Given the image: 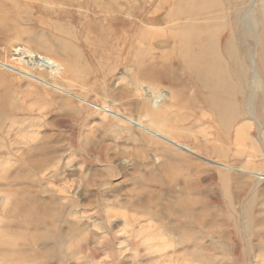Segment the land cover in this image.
Wrapping results in <instances>:
<instances>
[{
  "label": "rangeland",
  "instance_id": "rangeland-1",
  "mask_svg": "<svg viewBox=\"0 0 264 264\" xmlns=\"http://www.w3.org/2000/svg\"><path fill=\"white\" fill-rule=\"evenodd\" d=\"M171 1L0 0V264H235L238 256L240 264H264V181L213 164L264 173V139L245 112L252 92L250 79H244L257 61L264 84V44L255 34L264 32V0H187L195 18L216 22L200 28L218 45L224 67L231 63L225 69L233 84L220 95L193 89L180 64L167 63L175 57L172 45L140 42L142 32L171 34L159 21ZM236 2L239 14L232 7ZM96 25L139 42L108 46L105 37L95 38ZM231 44L237 45L234 64L240 67L234 69L242 80L228 58ZM142 52L148 73L157 63L172 66L180 86L141 75ZM193 92L200 99L188 105ZM221 99L224 110L217 112ZM263 99L257 94L255 108L264 127ZM151 111L163 112L164 120H155ZM176 132L182 135L172 141L190 154L169 147ZM173 156L180 157L176 166ZM222 171L239 177L223 182ZM167 172L189 176V197L203 200L196 211L210 212L201 231L178 216ZM233 194L239 196L234 205L250 216L237 218L228 200L223 204Z\"/></svg>",
  "mask_w": 264,
  "mask_h": 264
},
{
  "label": "bare ground",
  "instance_id": "bare-ground-1",
  "mask_svg": "<svg viewBox=\"0 0 264 264\" xmlns=\"http://www.w3.org/2000/svg\"><path fill=\"white\" fill-rule=\"evenodd\" d=\"M198 1V0H197ZM203 1V0H202ZM205 1H207V0H205ZM242 0H240V2H241ZM250 1V0H249ZM255 1V0H254ZM168 2V1H167ZM186 2H187V0H172L171 2H170V7H169V5H168V7L169 8H167L168 9V12L166 13V18H163V19H160L159 21H161V23H163V24H167V27H168V25L170 26V33L171 34H169V36L167 37L166 35V37H164V35H163V37H162V34H156V36H152L153 35V33L151 32V33H140V37H139V40H140V42L142 43V42H148L149 43V46L150 47H153L154 45H156L157 43L158 44H167V47H170V45H172L171 47H172V50H174V55H175V57L172 59V60H169V61H167V63L168 64H171L173 61H175V63L177 64H180V66H181V69H182V71L181 72H183V73H185L186 75H187V77H188V81H189V84L193 87V89H195V88H197L198 90H202L203 92L204 91H209V93L210 94H214V93H219V95H220V93H222V94H224V93H228L229 92V90L231 89V83H232V80L229 78L230 76L227 74V72H229V71H227L225 68L228 66V65H230V64H225V65H227L226 67H224V65H223V62H222V59H223V61H224V58L222 57V56H220V52H219V48H218V45H216V44H214L213 42H214V40H213V38H212V36H208V34H204L203 33V31L205 30L204 28L203 29H201L200 27H202V26H208V28H210L209 26H211V27H213L215 24H213V23H216V22H213V23H211L210 22V20L208 19V20H205V18L204 19H202V20H200V19H198V18H195V15H192V14H190V12H191V10L193 9V7L194 6H190L189 4L191 3L189 0H188V2H190L189 4H188V2H187V4H186ZM231 2V1H230ZM207 3V2H206ZM221 3V2H220ZM246 3V2H245ZM192 4H194L195 5V3L193 2ZM209 4H211V2L209 3ZM208 4V5H209ZM222 4V3H221ZM254 2L253 3H249L248 4V8H251L252 6L254 7ZM208 5H206V7H208ZM214 5V4H213ZM223 5V4H222ZM244 5V4H243ZM205 6V5H204ZM251 6V7H250ZM205 7V8H206ZM214 7V6H213ZM219 7H222V6H219ZM219 7H218V9H219ZM233 7V10H234V12H237L238 14L240 13V11H241V7H240V4H238L237 2H236V5H233L232 6ZM244 7V6H243ZM201 8V7H200ZM259 8V7H258ZM261 8V7H260ZM95 9H97L96 11L97 12H99V13H101L102 12V10L96 5L95 6ZM202 9H204V8H202ZM208 9V8H207ZM225 9V8H224ZM224 9H223V11H224ZM229 9V8H228ZM232 9V8H231ZM213 11H214V9H212ZM246 10V9H245ZM207 11V13H208V11L209 10H205V12ZM212 11V12H213ZM215 11H216V8H215ZM214 11V12H215ZM218 11H220V10H217L216 12H218ZM221 11H222V8H221ZM262 11H263V9H262ZM194 12V11H193ZM196 12V11H195ZM201 12V11H200ZM244 12V11H243ZM204 13V12H203ZM264 13V12H263ZM209 14H211V13H209ZM261 14V13H260ZM190 15V17H188ZM192 15V16H191ZM197 15H199V14H197ZM196 15V16H197ZM219 15V14H218ZM223 15V14H222ZM13 15H11L10 17H12ZM225 16V15H224ZM251 16V15H250ZM191 17H193V18H191ZM212 17V16H211ZM213 17H214V15H213ZM219 17V16H218ZM220 17H222V16H220ZM238 17H239V15H238ZM253 17V16H252ZM251 17V18H252ZM260 17V16H259ZM263 17H264V15H263ZM1 18V17H0ZM4 18V17H3ZM2 18V19H3ZM14 18V17H13ZM234 18V17H233ZM10 19V18H9ZM207 19V18H206ZM211 19V18H210ZM215 19V18H214ZM216 19H217V17H216ZM228 19V18H227ZM11 20V19H10ZM218 20H221V18L219 19L218 18ZM238 20V23H239V25L241 26V24H240V22H239V18L237 19ZM253 20H255L256 21V19H253ZM264 20V19H263ZM2 21H5L4 19L2 20ZM107 21L108 22H110L108 19H107ZM6 22V21H5ZM4 22V23H5ZM45 22H47V21H45ZM222 22V21H221ZM226 22V21H225ZM210 23H211V25H210ZM221 24L220 23V21H218L217 22V24ZM228 23V22H227ZM250 23V22H249ZM254 23V22H253ZM154 24V23H153ZM217 24H216V26H217ZM223 25H224V23H223ZM228 25H229V23H228ZM227 25V26H228ZM255 25H256V23H255ZM97 27H96V29H95V31H93V33H94V36H95V38H97V39H99V38H101V37H105V39L104 40H106V41H102L104 44H106V45H110V43L112 44L115 40H117V42H120V44L121 45H126L127 44V42H131L130 43V47H136L137 46V44H136V42H139V41H136L137 39H138V37H128V38H125L124 36H125V34L122 36V37H118V35L117 34H115V33H111V32H108V30H106V29H104V28H100V25H96ZM219 26V25H218ZM222 25H220V27H221ZM225 26V25H224ZM264 26V25H263ZM54 27V26H53ZM229 27V26H228ZM232 27H234L233 25H232ZM259 27V26H258ZM56 28V27H55ZM171 28H172V31L174 30L175 32H173V34H172V31H171ZM207 28V27H206ZM92 29V28H91ZM239 29H240V27H239ZM263 29H264V27H263ZM210 30V29H209ZM222 29H220V31H221ZM5 31V30H4ZM212 31V30H211ZM262 31H264V30H262ZM145 32V31H144ZM146 32H148V31H146ZM218 32V31H217ZM217 32H215V34L217 33ZM231 32V35H232V30L230 31ZM244 32V31H243ZM260 32V31H259ZM90 33H92V31L90 32ZM211 33V32H210ZM233 33H234V31H233ZM256 34V40H257V42H260V44L262 43V44H264V32H261L260 33V37H258V31L255 33ZM254 34V35H255ZM209 35H211V34H209ZM212 35H213V33H212ZM87 36V35H86ZM85 36V37H86ZM93 36V35H92ZM153 37V38H152ZM234 37V36H233ZM250 37V36H249ZM92 38V37H91ZM217 38V37H216ZM242 38V37H241ZM254 38V37H253ZM85 39V38H84ZM92 41H93V39H91ZM100 40V39H99ZM217 40V39H216ZM234 40V39H233ZM240 40H242V39H240ZM224 41H225V38H224ZM95 42V41H94ZM254 42V41H253ZM223 43V42H222ZM231 43H234L233 41H231ZM86 44V43H85ZM96 44V43H95ZM98 44V43H97ZM228 44H230V43H228ZM195 46V47H192V46ZM128 46V45H127ZM231 46L233 47L234 45H232L231 44ZM235 46H237V45H235ZM234 46V47H235ZM241 46V45H240ZM100 47V46H99ZM104 47H106V46H104ZM232 48V49H230L231 50V54H230V52H228V51H226V52H228L227 54L229 55V59L231 58V62H232V65H233V68H232V71L234 72V70L236 69V68H238V67H240L238 64H234V57H235V60H236V55L234 56L233 55V51H234V53L236 54V52H235V48ZM101 48H103V47H101ZM195 49V51H194V49ZM98 49V48H97ZM97 49H96V52H97ZM105 49V48H104ZM169 49V48H168ZM171 49V48H170ZM225 49V48H224ZM91 50V49H90ZM95 49H93L92 51H94ZM172 50H171V52H172ZM227 50H228V47H227ZM15 51V50H14ZM104 52H105V50H104ZM103 52V53H104ZM93 53V52H92ZM95 53V52H94ZM99 53H101V51L99 50ZM99 53H98V56H99ZM106 53H107V51H106ZM97 54V53H96ZM238 54V53H237ZM103 55V54H102ZM106 55H108V54H106ZM226 55V54H225ZM258 56V55H257ZM100 57V56H99ZM222 58V59H221ZM138 59H139V66H140V69H141V75H146V76H149L150 78H158V79H162V78H168L169 79V81H170V83L171 84H173V85H179L180 84V81H179V79L174 75V73H173V70L171 69L172 68V66H165L164 64H162V63H157V64H155L154 65V67H153V70L150 72V73H148L147 72V70H145V66H147L148 64H147V58H146V56H145V54H144V52H142V53H139V55H138ZM240 60V59H239ZM228 61V60H227ZM129 62V61H128ZM229 62V61H228ZM238 63V62H237ZM256 63V64H255ZM255 64V65H254ZM237 67H236V66ZM231 66V65H230ZM234 66H235V69H234ZM229 67V66H228ZM230 68V67H229ZM247 68V67H246ZM231 69V68H230ZM250 69V71H247L248 73H249V76L248 77H246V78H244V76H243V78L244 79H247V78H249L250 80H249V84L248 85H250V90H251V96L250 97H248V101H247V104H246V111L245 112H247V114L251 117V119L252 120H254L255 121V123L258 125V129H259V134L261 133V135H262V139H264V127H263V125H262V121H261V117L260 116H258L257 115V113H256V108H255V98H256V96H257V94H262L263 96H264V84H263V80H262V78L260 77V74H259V72H258V70H257V61H255L253 64H252V66H250V67H248V69H246V70H249ZM252 70V71H251ZM262 70V69H261ZM231 72V71H230ZM239 71H238V69L237 70H235V74H236V76H238L237 77V79L239 80H242V78H240V72L238 73ZM246 71H244V73H247ZM234 73H233V75H234ZM243 73V74H244ZM248 73H247V75H248ZM263 73V72H262ZM241 74H242V72H241ZM264 75V74H263ZM233 78V77H232ZM234 81H235V79H233ZM240 82V81H239ZM233 84V83H232ZM240 85V84H239ZM180 86V85H179ZM238 86V85H237ZM236 87V86H235ZM241 88V87H240ZM239 88V89H240ZM246 88V87H245ZM192 89V88H191ZM238 89V88H237ZM236 90V89H235ZM235 90H233V92H235ZM148 90H145V92H147ZM192 91H196V90H192ZM259 91H261V92H259ZM241 92V91H240ZM259 92V93H258ZM194 93H196L197 95H195V97L194 96H192V93H191V98H190V100L188 101V105H193V103H194V101H195V99H197V98H199L198 97V95H199V93H197V92H193V95H194ZM238 93H239V91H238ZM237 93V94H238ZM242 93V92H241ZM248 93H250V92H248ZM181 94V93H180ZM180 94H178V93H176V94H174V96L175 97H177V98H180ZM205 94H207V93H205ZM163 95V94H162ZM202 95V94H201ZM217 95V94H216ZM235 95H236V93H235ZM234 95V96H235ZM240 95V94H239ZM246 95H248V94H246ZM159 96H161L160 94H159ZM200 96V95H199ZM205 96H207V95H205ZM209 96H211V99H212V96L213 95H209ZM222 96V95H221ZM234 96H231L232 98L231 99H234L235 100V97ZM241 96L242 95H240V97H238L239 99L241 98ZM170 97V96H169ZM219 97V96H218ZM225 97H227V98H229V96H225ZM234 97V98H233ZM188 98V97H187ZM214 98V97H213ZM221 98V97H220ZM237 98V99H238ZM200 99V98H199ZM225 99V98H224ZM223 99V100H224ZM179 100V99H178ZM202 100V99H201ZM201 100H200V102H201ZM206 100V99H205ZM212 100H214V99H212ZM216 100V99H215ZM227 100V99H226ZM241 100H242V98H241ZM241 100H240V102H241ZM155 101V100H154ZM197 101V100H196ZM195 101V102H196ZM229 101V100H228ZM185 102H186V99H185ZM207 102H210V101H207ZM212 102V101H211ZM215 102V101H214ZM219 102H222V99H221V101H217V104H218V108H216V107H214L215 108V110H217V112L218 111H221L222 110V112H223V110H224V107H222L221 106V104H219ZM226 102V101H225ZM225 102H224V104H225ZM199 103V102H198ZM216 103V102H215ZM230 103H232V100H231V102ZM261 103L263 104V109H264V99L261 101ZM206 104H208V103H206ZM212 104V103H211ZM210 104V105H211ZM214 104V103H213ZM223 104V103H222ZM235 104V103H234ZM239 104V103H238ZM259 104V103H258ZM183 105V104H182ZM187 105V106H188ZM198 105V104H197ZM204 105V104H203ZM202 105V106H203ZM216 105V104H215ZM232 105H233V103H232ZM183 106H186V104L184 103V105ZM199 106H200V104H199ZM217 106V105H216ZM226 106V105H225ZM227 106H228V104H227ZM226 106V107H227ZM229 106H230V104H229ZM238 106V105H237ZM191 107V106H190ZM195 107V109H196V106H194ZM210 107V106H209ZM213 106H211V108H212ZM241 107V106H240ZM192 108H193V106H192ZM199 108V107H198ZM229 108V107H228ZM234 108H235V105H234ZM239 108V107H238ZM189 109V108H188ZM205 109H207V108H205ZM227 109V108H226ZM225 109V111H227ZM260 109H261V107H260ZM192 110V109H191ZM197 110V109H196ZM201 110H203V109H201ZM241 110V109H240ZM147 111V116H149V112H148V108H146L145 109V112ZM179 111V110H178ZM209 111V110H208ZM213 111V110H212ZM230 111V110H229ZM190 112V111H189ZM194 112V111H193ZM192 112V113H193ZM210 113H211V111H209ZM208 112V113H209ZM244 112V111H243ZM160 113H163V112H161V111H159V112H157V111H151L150 112V114L155 118V120H157V121H160V120H164V118H162V115L163 114H160ZM209 113V114H210ZM213 113H214V111H213ZM238 113V112H237ZM241 113V112H240ZM197 114H198V112H197ZM218 114V113H217ZM223 114V116L226 118V114L225 113H222ZM232 114V113H231ZM239 114V113H238ZM243 114V113H242ZM245 114V113H244ZM243 114V115H244ZM230 115V114H229ZM241 115V114H240ZM146 116V117H147ZM222 116V115H221ZM234 116V115H233ZM237 116V115H236ZM247 115H245V117H246ZM179 117V116H178ZM218 117H220V116H218ZM223 117V118H224ZM227 117H228V114H227ZM237 117H239V116H237ZM241 117V116H240ZM149 119H151V117L149 116L148 117ZM162 118V119H161ZM174 118V116L172 117V118H170L171 120ZM221 119H223L222 117H220ZM233 118V117H232ZM169 119V120H170ZM179 119H181V118H179ZM178 119V120H179ZM184 119H185V117H184ZM228 119V118H227ZM235 118H233L232 120H234ZM237 119V118H236ZM235 119V120H236ZM241 119V118H240ZM243 119V118H242ZM249 119V118H248ZM162 120V121H163ZM168 120V122H170ZM214 120L215 119H213V122H214ZM216 120H218V119H216ZM224 121H225V119H224ZM179 122V121H178ZM218 122V121H217ZM222 122V121H221ZM237 122V121H236ZM235 122V123H236ZM151 123V122H150ZM220 123V122H219ZM224 123V122H223ZM222 123V124H223ZM234 123V124H235ZM240 123V122H239ZM172 123H170V125H171ZM216 124V123H215ZM233 124V123H232ZM217 125V124H216ZM225 125V124H224ZM161 126H162V124H161ZM165 126V125H164ZM168 126H169V124H168ZM178 127L180 126V125H177ZM220 126V125H219ZM221 126H223V125H221ZM167 127V126H166ZM175 127V126H174ZM178 127H176L177 129H179ZM224 127V126H223ZM233 127V126H232ZM163 128V127H162ZM169 128H170V126H169ZM173 128V127H172ZM168 129V128H167ZM171 129V128H170ZM174 129V128H173ZM172 129V130H173ZM230 129V128H229ZM218 130H220V128L218 129ZM222 130L224 131L225 129H223L222 128ZM237 130V129H236ZM234 131H235V128H234ZM245 131V130H244ZM258 131V130H257ZM161 132L162 131H160V130H155V133H157V134H161ZM217 132V131H216ZM222 132V131H221ZM227 132H228V130H227ZM229 133H230V130H229ZM229 133H227V135L229 134ZM234 133V132H233ZM245 133H246V131H245ZM217 134V133H216ZM215 134V136H217V138H218V135H216ZM223 134V133H222ZM221 134V135H222ZM178 135H182V134H179V133H175L174 134V136H172L171 138L172 139H170L169 140V142H170V144L171 145H169V147L170 146H173V147H175L177 150H179V151H181V152H183V153H187V154H190V149L189 148H187L186 146H184V145H181V144H179V143H176V142H173L172 140L174 139H176V137H178ZM230 135H231V133H230ZM234 136V135H233ZM231 137V136H230ZM221 138V137H220ZM245 138V137H244ZM216 139V138H215ZM219 139V138H218ZM223 139H226V138H223ZM231 139V138H230ZM231 140H234L233 138L231 139ZM236 140V139H235ZM234 140V141H235ZM248 140V139H247ZM246 140V141H247ZM253 141H254V139H252ZM251 140V141H252ZM215 141V140H214ZM220 141V140H219ZM219 141H217V142H219ZM222 142H223V140H221ZM227 141V139L225 140V143H227L226 142ZM229 141V140H228ZM237 141V140H236ZM231 142V141H230ZM233 142V141H232ZM255 142V141H254ZM262 142H263V140H262ZM221 143V142H220ZM246 143V142H245ZM253 143V142H252ZM163 144V143H162ZM222 144V143H221ZM228 144V143H227ZM233 144V143H232ZM244 144V143H243ZM242 144V145H243ZM247 144V143H246ZM246 144H244V145H246ZM255 144H256V142H255ZM225 145V144H224ZM229 145V144H228ZM235 146V145H234ZM241 146V145H240ZM252 146V144L250 143V147ZM254 146H256V145H254ZM258 146V145H257ZM227 147V146H226ZM247 147H249V145L247 146ZM253 147V146H252ZM217 148V147H216ZM244 148H246L245 146H244ZM259 148V147H258ZM166 149L167 150H170L169 148H168V146L166 147ZM173 149V148H172ZM214 149V148H213ZM218 149V148H217ZM234 149V148H233ZM240 149V148H239ZM248 149V148H247ZM250 149V148H249ZM248 149V150H249ZM228 150H230L229 148H228ZM242 150H244V149H242ZM246 150V149H245ZM257 150V149H256ZM264 150V149H263ZM173 151V150H172ZM213 151V150H212ZM214 151H215V149H214ZM218 151V150H217ZM216 151V153L218 154L219 153V151L217 152ZM224 151V150H223ZM252 151V150H251ZM253 151L255 152V150H254V147H253ZM225 152V151H224ZM223 152V153H224ZM229 152H232V151H229ZM247 152H249V151H247ZM246 152V154H248ZM259 152H260V149H259ZM220 153H221V151H220ZM261 153V152H260ZM259 153V154H260ZM224 154H226V152L224 153ZM224 154H223V156H224ZM234 154H235V152H234ZM238 154V153H237ZM241 154V153H240ZM246 154L244 155V156H246ZM212 155V154H211ZM219 155V154H218ZM229 154H226V156H228ZM233 155V154H232ZM222 156V155H221ZM220 156V157H221ZM259 156V155H258ZM262 156V155H261ZM218 157V156H217ZM225 157V156H224ZM232 157V156H231ZM236 157V156H235ZM241 157H242V154H241ZM256 158H257V156H255ZM260 157V156H259ZM223 158V157H222ZM253 158V157H252ZM177 159H180V157H178V156H173L172 157V163L174 164L173 166H176V162H178L179 160H177ZM245 159V158H244ZM222 162H224V161H222ZM213 163V162H212ZM225 163H227V162H225ZM215 166H217L218 168H220L221 170H226V171H228V172H239L240 174H242L243 176H244V174H247V175H250V176H252V177H255L256 179H257V181H256V183H261V182H263L264 181V173H259V174H255V173H252L251 171H249V170H245V169H241V168H233V167H230V165L229 166H227V165H225V164H218V163H213ZM254 166V165H253ZM258 166V165H257ZM260 166V165H259ZM190 167V166H189ZM174 168V167H173ZM256 168V167H255ZM250 169V168H249ZM180 171H182V170H180ZM186 172H189V170H185ZM224 171H222V172H224ZM227 172V173H228ZM224 174V176L222 177L224 180H223V182H230V181H236V177H239V176H234L233 178L232 177H227L226 175H225V172L223 173ZM179 174L177 173V174H174V173H166V176L167 177H169V178H171L172 179V181H171V183H172V189H173V191H174V195H173V198H174V201H173V203L177 206V207H179L181 210L179 211V212H177V214H178V216L180 217V218H184L186 221H185V223L186 224H192V225H195L200 231H201V229H202V227H203V222H204V219L205 218H208L209 216H210V212L208 211V210H204V209H201L199 212H197L196 211V208L198 207V206H202V204H203V200L202 199H197V200H194V199H191L190 197H189V194L191 193V187H190V179H189V176L187 177L188 179H186L185 178V175L184 174H181V176H178ZM219 176V175H218ZM221 176V175H220ZM179 178H181L182 179V184H183V187H180L179 185H178V180H180ZM244 178H246V176L244 177ZM238 184V183H237ZM239 185H240V183H239ZM243 186H246V185H242V186H240V187H243ZM258 186V185H257ZM231 187H232V185H231ZM242 189V188H241ZM247 189V188H246ZM247 191V190H246ZM255 191V190H254ZM252 193V192H251ZM258 193V192H257ZM228 194V193H227ZM229 195V194H228ZM257 195V194H256ZM258 196V195H257ZM260 196V195H259ZM239 198V196H236L235 194H233L232 196H228L224 201H223V204H224V202H226V200H228V208H230V209H233V211H234V209L236 210V212H237V215L235 216V217H237L238 218V214H241L244 218H247V217H245L246 215H245V213L247 214V211H248V209L246 210V208H245V210L243 211V209H242V207H241V211H239L238 210V208L234 205L235 204V202H237V200H239L238 199ZM256 198V197H255ZM224 199V198H223ZM247 200V199H246ZM250 201V200H249ZM248 201V202H249ZM244 202H245V200H244ZM247 202V203H248ZM252 202V201H251ZM263 202V201H262ZM257 203V202H256ZM259 204V203H258ZM252 205V204H251ZM226 206V205H225ZM246 206V205H245ZM253 206V205H252ZM261 206H262V204H261ZM227 207V206H226ZM253 207H255V205L253 206ZM235 212V211H234ZM231 214V213H230ZM235 214V213H234ZM250 214H251V210H250ZM253 214V213H252ZM247 215H249V214H247ZM227 216V215H226ZM234 216V215H233ZM250 216V215H249ZM225 217V216H224ZM242 217V219H244ZM228 218H229V216H228ZM227 218V219H228ZM233 219H234V217H232ZM230 219H231V217H230ZM252 219V218H251ZM227 221V220H226ZM233 224H235V222L233 223ZM245 224V223H244ZM246 224H248V223H246ZM255 224V223H254ZM261 224V223H260ZM240 226H242V225H240ZM251 226H252V224H251ZM260 227V226H259ZM245 228V227H244ZM242 229V228H241ZM239 230V229H238ZM241 231V230H240ZM235 235H236V233H235ZM244 236V235H243ZM248 237V236H247ZM264 237V236H263ZM260 238V237H259ZM262 238V237H261ZM261 245L263 246L264 245V241L263 242H261ZM242 247V246H241ZM248 247V246H247ZM241 249V248H240ZM244 249V248H243ZM243 249H242V251H243ZM262 249V248H261ZM245 250V249H244ZM241 251V250H240ZM260 251H262V250H260L259 249V252ZM262 255H263V253H262ZM262 257V256H261ZM237 259H236V261H235V264H240L237 260H239V256L238 257H236ZM246 258H247V255H246ZM242 260V259H241ZM264 261V260H263ZM252 264V263H251Z\"/></svg>",
  "mask_w": 264,
  "mask_h": 264
}]
</instances>
